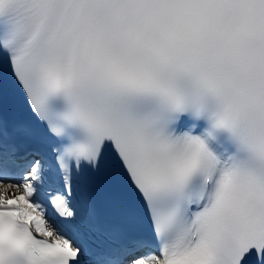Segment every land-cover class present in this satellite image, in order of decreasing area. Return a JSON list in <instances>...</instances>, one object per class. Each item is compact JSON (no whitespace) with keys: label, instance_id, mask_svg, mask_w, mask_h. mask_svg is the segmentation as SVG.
<instances>
[{"label":"snow or ice","instance_id":"obj_1","mask_svg":"<svg viewBox=\"0 0 264 264\" xmlns=\"http://www.w3.org/2000/svg\"><path fill=\"white\" fill-rule=\"evenodd\" d=\"M0 264H264V0H0Z\"/></svg>","mask_w":264,"mask_h":264},{"label":"bare ground","instance_id":"obj_2","mask_svg":"<svg viewBox=\"0 0 264 264\" xmlns=\"http://www.w3.org/2000/svg\"><path fill=\"white\" fill-rule=\"evenodd\" d=\"M16 194L19 195L20 194V190L19 189H16Z\"/></svg>","mask_w":264,"mask_h":264}]
</instances>
